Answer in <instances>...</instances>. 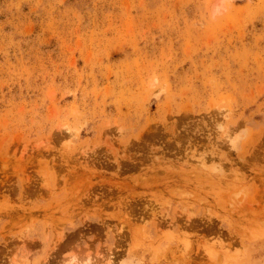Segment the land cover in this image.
Here are the masks:
<instances>
[{
    "label": "rangeland",
    "instance_id": "1",
    "mask_svg": "<svg viewBox=\"0 0 264 264\" xmlns=\"http://www.w3.org/2000/svg\"><path fill=\"white\" fill-rule=\"evenodd\" d=\"M264 264V0H0V264Z\"/></svg>",
    "mask_w": 264,
    "mask_h": 264
},
{
    "label": "bare ground",
    "instance_id": "2",
    "mask_svg": "<svg viewBox=\"0 0 264 264\" xmlns=\"http://www.w3.org/2000/svg\"><path fill=\"white\" fill-rule=\"evenodd\" d=\"M108 264V263H107ZM110 264H111V262H110Z\"/></svg>",
    "mask_w": 264,
    "mask_h": 264
}]
</instances>
